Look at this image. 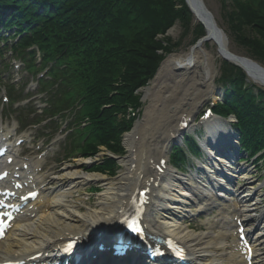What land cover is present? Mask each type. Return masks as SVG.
Here are the masks:
<instances>
[{
	"label": "bare ground",
	"instance_id": "obj_1",
	"mask_svg": "<svg viewBox=\"0 0 264 264\" xmlns=\"http://www.w3.org/2000/svg\"><path fill=\"white\" fill-rule=\"evenodd\" d=\"M194 21L199 23V18L194 17ZM224 41L223 32L217 31L213 38L200 43L191 51L167 56L155 78L144 90L143 98L148 100V104L143 118L126 135L124 144L128 154L121 160L124 169L120 174L112 179L98 173L80 174V162H76L74 167H64L61 183L48 193L41 192L38 200L31 204L30 209L24 210L25 214L18 217L6 239L0 243V261L50 252L70 235H82L86 230H97L104 224L114 223L117 213L123 207V201L118 195L132 194L137 188L148 187L151 190V204L147 211V222L151 228L183 242L190 258L199 264H245L242 256L234 253L237 237L233 234L232 226L238 213L236 208L240 210L243 206L241 202L224 209L226 213L229 212V219L221 209L218 215L220 221L212 222L209 228L218 230H191L184 221L185 216L189 217L193 207L196 210L205 204V211L209 209L212 203L207 193L210 182L196 176H176L168 166L162 174L155 169L161 158H167L170 140L180 135L179 124L182 119L191 117L205 99L213 94L215 60L223 57L220 46ZM206 44L214 47V52ZM250 77L264 83V76L257 70L251 72ZM217 123L216 120H210L206 127L213 130ZM230 133L222 135L227 143ZM212 144L219 145L216 140ZM31 163L35 164L36 169L38 163ZM22 164L17 163L15 166ZM47 179L46 174L37 175L33 183L38 187ZM186 180L191 196L189 198H185L183 192L176 191L181 187L186 188ZM90 182L98 184L103 191L96 202L87 205V201L81 198V192ZM213 201L218 202L216 199ZM247 211L243 208L241 214L244 216L248 214ZM258 225L261 228L254 234L253 243L259 252L260 248H264V221H259ZM95 254V258L84 261L95 264L100 252L96 251ZM255 256V264H259L262 258L257 253Z\"/></svg>",
	"mask_w": 264,
	"mask_h": 264
},
{
	"label": "trees",
	"instance_id": "obj_2",
	"mask_svg": "<svg viewBox=\"0 0 264 264\" xmlns=\"http://www.w3.org/2000/svg\"><path fill=\"white\" fill-rule=\"evenodd\" d=\"M10 1L0 0V8ZM31 1L36 0H17L14 4L25 8V16L39 17V26L28 28L39 41L53 45L56 51L66 48L63 58L78 83L84 115L96 124L92 127L95 141L88 149L95 151L101 144L121 152L122 136L130 125L127 109L139 105L135 90L153 76L162 53L172 50L171 39L161 40L157 35L164 34L177 20L187 30L191 14L184 0H55L58 9L45 16L36 15V3ZM45 1L41 0L43 4ZM221 3L223 8L230 7L227 16L233 40L264 65V0ZM4 13L0 11V21L6 24ZM10 14L13 21L19 20L15 11ZM197 33L202 34V30ZM30 38H24V43ZM221 80L230 83L232 89L226 90L217 111L234 113L243 145L264 151V107H260L264 93L258 91L254 96L244 73L227 63H223ZM186 143L197 149L193 138ZM113 165L112 159L104 160L105 168Z\"/></svg>",
	"mask_w": 264,
	"mask_h": 264
},
{
	"label": "rangeland",
	"instance_id": "obj_3",
	"mask_svg": "<svg viewBox=\"0 0 264 264\" xmlns=\"http://www.w3.org/2000/svg\"><path fill=\"white\" fill-rule=\"evenodd\" d=\"M204 2L206 3L207 7L209 8V10L214 15V18L217 21V23L219 24V26L227 33L228 38H229V39L227 38L229 50L236 55H241V56L245 55L246 56L247 52H246L245 46H243L241 43L237 42L236 40L234 41L233 36L230 34V31H229V21H228L229 19H228V16L226 15V13H227V11L230 10V7L226 6V8L225 7L223 8L222 4H221V0H204ZM188 28H189V30H188L187 35H184L183 38L180 39L181 42H180L179 52H185V53L189 52L190 48L193 44L192 40L194 39L195 30H197V25L192 20L189 22ZM182 32H183L182 27L180 26L179 23H176L170 30H168V32H167V34H165V36L169 37L173 42H176L181 37ZM206 46L208 48H210L212 50V52H214V47H210V46H208V44H206ZM220 62H221V59L219 57L216 58V60H215V66H216V73L215 74H216V76H215V82L213 84V91L215 92V94L217 91H219V88H217V79H218V68L220 66ZM140 93H141V95H143L144 89ZM207 99H206V101H207ZM146 105H147V103L144 102L143 107L141 109V116L139 117L140 119L143 118ZM136 122H137V120H136ZM126 135L127 134H125L123 137L124 147H125L124 142H125ZM103 154H107V153L103 150L102 153L98 154V157L101 158ZM125 156L126 155L124 154L122 157L118 158L119 164H121L120 161L122 159H124ZM75 160H77V159H75ZM78 160L82 161L81 159H78ZM121 169L122 168L119 169L117 174H120ZM253 175H254V177L252 180L256 182L254 186H256V187L260 186L261 183L264 181V169L253 173ZM105 177L107 179H112V177H110L109 175H105ZM100 193H98L96 195H94L93 193H91V194L84 193L82 198L87 199V197H89V198H91L92 202H96ZM263 193H264V189H261L260 195H262Z\"/></svg>",
	"mask_w": 264,
	"mask_h": 264
},
{
	"label": "water",
	"instance_id": "obj_4",
	"mask_svg": "<svg viewBox=\"0 0 264 264\" xmlns=\"http://www.w3.org/2000/svg\"><path fill=\"white\" fill-rule=\"evenodd\" d=\"M188 6L190 7L191 11L195 14L197 18L205 25V33L206 36L201 39L207 40L209 37L215 35L217 30L221 33L222 31L216 27L215 21L213 19L212 14L206 8L203 0H186ZM221 51L227 60H233L234 62H240L242 67L248 70V62L242 58H237L235 56L228 55L226 48L224 45L221 46Z\"/></svg>",
	"mask_w": 264,
	"mask_h": 264
},
{
	"label": "snow or ice",
	"instance_id": "obj_5",
	"mask_svg": "<svg viewBox=\"0 0 264 264\" xmlns=\"http://www.w3.org/2000/svg\"><path fill=\"white\" fill-rule=\"evenodd\" d=\"M126 225H127V228L131 231V233H135V234H140L141 233V229L137 223V221L135 220V218H133L132 220H128V221H125ZM69 248L72 247V244L70 243L68 245ZM171 247V245H170ZM249 255L251 254V250L249 249ZM154 254H160L159 251H157V253H154Z\"/></svg>",
	"mask_w": 264,
	"mask_h": 264
}]
</instances>
